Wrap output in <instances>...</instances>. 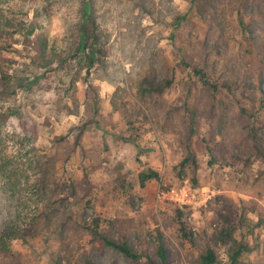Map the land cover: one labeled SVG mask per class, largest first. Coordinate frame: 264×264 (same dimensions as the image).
Instances as JSON below:
<instances>
[{
  "label": "rangeland",
  "instance_id": "374dc122",
  "mask_svg": "<svg viewBox=\"0 0 264 264\" xmlns=\"http://www.w3.org/2000/svg\"><path fill=\"white\" fill-rule=\"evenodd\" d=\"M86 1L107 55L90 76L72 57ZM9 14L24 18L25 33L35 28L4 51L10 72L30 75L22 66L33 42L57 68L36 110L19 89L16 113L0 120V235L36 223L32 236L12 240V255L23 264H146L93 239L89 223L101 214L104 233L156 264L157 230L168 264H200L212 243L211 201L225 195L247 220L237 238L252 250L239 264H264V0H0V42ZM198 64L233 91L212 93L193 73ZM146 76L174 83L156 96L145 91ZM190 152L198 185L176 169ZM148 167L161 179L142 187ZM184 188L194 202L181 207L172 197ZM177 207L188 212L193 242L181 234Z\"/></svg>",
  "mask_w": 264,
  "mask_h": 264
},
{
  "label": "trees",
  "instance_id": "16d2710c",
  "mask_svg": "<svg viewBox=\"0 0 264 264\" xmlns=\"http://www.w3.org/2000/svg\"><path fill=\"white\" fill-rule=\"evenodd\" d=\"M89 1L85 2L83 12L84 20L81 27L80 37L72 49V57H78L86 68V75L90 76L91 71L97 65H101L106 61V53L103 46L99 42V35L97 32V22L95 18L89 15ZM13 13L15 10H12ZM15 14V13H14ZM14 14H9L7 18L8 24H5L3 32H1L2 40L0 42V109H4L8 105L7 110L0 112V120L2 115H12L16 113V103L18 102L19 89H23L26 93L27 106L32 110H36L39 104L44 100L49 91L52 90L53 74L57 71L55 60L52 56H48L46 45H40L33 42V49L35 53L32 54L30 61L23 63V72L30 73L29 76L23 78L17 72H10L9 59L4 58V51L12 46L16 35H25L27 41L35 30L33 27L27 33L25 30L27 26L24 18L16 19ZM240 23L245 28V22L240 17ZM12 28V29H9ZM32 43V40L31 42ZM4 58V60H3ZM193 73L200 79L202 84L207 87L212 93L218 94L223 89L233 91L231 86L226 83H221L213 80L206 70L200 64L191 65ZM143 85L145 91L156 96L164 95L173 85L174 76L158 80L153 76H146L143 78ZM89 88H94L93 84H89ZM260 107L264 108V88H260ZM243 111L248 112L246 108ZM254 120H256L255 113H250ZM84 128L78 133V140L81 138ZM135 139L137 136H131ZM131 138V139H132ZM200 164L196 155L190 152L185 158L176 166L177 173L180 179H184L185 174L189 171L193 174L194 184H199ZM153 179L160 180L161 172L157 169L148 167L139 172V182L142 187ZM214 215L212 222L214 230L212 234V243L207 246L206 250L199 255L200 264H239L240 257L248 251L252 250L250 244L237 238V234L246 225L247 220L241 214L238 206L227 196L218 195L211 201ZM183 209L177 207L175 209V218L179 224L182 236L193 242L194 231L189 227L186 221V215ZM103 217L101 214H96L89 223V229L93 235V239L102 242L106 246H111L125 256L129 257L133 262L146 264H156L152 257L146 251H138L133 249L126 239L115 240L102 230ZM36 230V223L33 220L24 222L22 225L13 224L6 227L0 235V259H6L10 263L23 264L20 257L12 255L11 242L15 238L26 239L32 236ZM155 243L156 255L160 257L163 264H168L167 248L163 239V234L160 230L150 234ZM223 253L228 258V262H224ZM60 264V263H57ZM88 264H94L88 262Z\"/></svg>",
  "mask_w": 264,
  "mask_h": 264
},
{
  "label": "built area",
  "instance_id": "2783aa9c",
  "mask_svg": "<svg viewBox=\"0 0 264 264\" xmlns=\"http://www.w3.org/2000/svg\"><path fill=\"white\" fill-rule=\"evenodd\" d=\"M190 189L191 188H184L183 190H181V192H173L175 193V195H173V199L175 201H177L178 203H180V206L182 207V205H186V204H192L194 201L192 200V198L189 197V194H193L191 191L190 192ZM190 192V193H189ZM194 195V194H193Z\"/></svg>",
  "mask_w": 264,
  "mask_h": 264
}]
</instances>
